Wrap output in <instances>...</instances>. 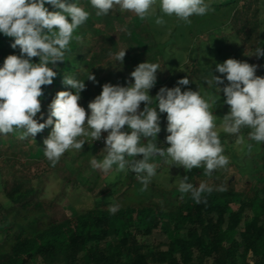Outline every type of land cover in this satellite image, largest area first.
Returning <instances> with one entry per match:
<instances>
[{
    "label": "trees",
    "instance_id": "trees-1",
    "mask_svg": "<svg viewBox=\"0 0 264 264\" xmlns=\"http://www.w3.org/2000/svg\"><path fill=\"white\" fill-rule=\"evenodd\" d=\"M208 2L210 10L206 15L196 17L188 29L189 34L200 35L215 29L220 21L216 16L230 14L229 24H233L238 35L233 39L235 43L231 40L228 45L217 43L213 48L208 47L214 49L210 51L214 52L215 63L228 58L238 60V52L244 45L251 53L255 47L264 46V20L258 18L264 0ZM79 3L90 16L74 33L81 41L73 39L70 50L65 53V61L57 62L53 69L57 72L53 83L42 86L43 95L39 99L44 118H47L48 104L56 93L70 90L62 83L65 75L85 79V89L80 93L78 104L85 108L86 114L88 103L99 95L103 84L127 86L133 82L130 73L145 61L161 66V71L156 74L157 82L149 90L151 96H155L162 86H176L172 72L163 60L160 45L154 39L148 16L141 19L118 6L107 15L97 16L90 0H79ZM45 6L53 10L51 6ZM211 35V32L207 33L208 39ZM12 42L11 37L0 35V64L8 55L19 54L18 47L11 48ZM196 47L194 44L188 55L192 67L197 60ZM125 48L126 54L120 65L115 54ZM254 57L258 65L256 75L264 76V58ZM32 59L33 62L38 60ZM241 61L251 64L245 57ZM215 63L209 70L203 69V78L199 81L205 90L214 89L208 83L211 75H220L215 72ZM89 72L95 81L86 79ZM143 107L142 102L141 109ZM165 116L161 114V132L157 135L161 147L168 146L165 143L168 134L164 130ZM50 131L51 126L45 127L35 137L24 140L19 139V133L15 131L0 134L3 148L19 146L26 149V161L17 163L20 165L18 176L0 187L5 200L4 205L0 204L3 224L0 228V264H238V259L240 264H264V143L258 144L255 184L246 183L242 189H237L232 183L213 182L208 184L213 191L204 195L206 202L195 203L188 194H181L179 187L165 189L150 185L149 195L135 173L130 170L117 172L115 166L111 170L112 176L102 179L91 166L87 150L94 146L101 151L96 159L102 160L104 147L96 146L90 137L78 138L86 141L81 151L76 150L70 156L65 152L52 166L43 150V142ZM248 132L249 129L241 132L239 139L241 136L248 139ZM106 135L102 133V137ZM220 139L225 149L232 147L238 137L223 133ZM167 161L154 156L150 162L158 165ZM40 162L46 165V171L31 174L30 167ZM48 174L58 179L60 192L69 188L74 193L79 191L87 195L89 206L71 216L61 213L56 199L42 198L39 184L33 183ZM190 182L199 185L195 178ZM221 186L226 190H218ZM113 203L120 205L115 214L109 211ZM157 231L165 235L166 241L145 244L138 240L139 235L148 237Z\"/></svg>",
    "mask_w": 264,
    "mask_h": 264
},
{
    "label": "clouds",
    "instance_id": "clouds-1",
    "mask_svg": "<svg viewBox=\"0 0 264 264\" xmlns=\"http://www.w3.org/2000/svg\"><path fill=\"white\" fill-rule=\"evenodd\" d=\"M157 3L162 13L155 21L158 25L165 23L164 16L191 24V17L204 16L210 10L208 0H90L97 16L107 15L118 6L141 19ZM89 16L90 12L79 0H0V35L12 38V49L19 48V54L8 55L0 64V134L15 131L24 140L51 126L43 150L55 166L69 149L81 151L86 141L78 138L97 141L106 133L105 155L102 160L93 157L91 166L105 173L114 166L117 172L130 170L144 189L156 175L157 165L150 162L154 156L170 160L172 166L186 171L203 167L205 174L211 175L229 164L221 131L236 135L243 143L239 134L247 128L249 140L264 143V76L256 75L258 65L234 58L215 63V72L220 75L212 74L208 81L215 88L212 95L202 94L198 87L195 91H182L181 86L190 83L186 75L177 80L176 86H162L151 96L149 90L155 86L161 66L147 61L139 63L130 73L133 82L127 86L103 84L99 95L88 103L87 114L78 104L85 79L65 75L62 83L70 90L56 93L44 118L39 99L43 95L42 86L53 83L57 76L53 69L57 62L65 61L73 39L81 41L74 33ZM126 49L115 54L120 65ZM253 55L264 58V46L255 47L250 56ZM34 57L37 62H33ZM86 79L95 81L90 72ZM221 103L228 106V111L218 125L214 109ZM161 114H166L167 147H161L157 139ZM41 119L43 122H38ZM247 147L251 150L252 145ZM178 190L201 203L206 202L204 195L213 188L205 182L195 185L185 176ZM218 190L226 189L221 186ZM119 210L118 203L109 206L112 214Z\"/></svg>",
    "mask_w": 264,
    "mask_h": 264
},
{
    "label": "rangeland",
    "instance_id": "rangeland-1",
    "mask_svg": "<svg viewBox=\"0 0 264 264\" xmlns=\"http://www.w3.org/2000/svg\"><path fill=\"white\" fill-rule=\"evenodd\" d=\"M162 15L159 11V4L154 5L153 9L150 11L148 16L149 23L151 25L154 39L159 43L160 49L162 51L163 60L166 62L169 72H172V78L175 82L178 79L183 78L187 75L190 83L187 86H181V90L191 89L193 91L197 90V87L201 90L202 94L212 95L215 90H209L201 84L199 80L203 78V69L209 70L213 63L216 62L214 57L213 45L220 43L228 45L229 41L236 37L237 33L234 31V27L229 24L230 14L216 16L220 21L218 27L215 29H208L202 34H189L188 29L194 24L196 17H191V24H186L184 22L178 21L175 17L164 16L165 23L162 25L156 24V19L158 16ZM259 19L264 20V2L259 7ZM204 21V20H203ZM229 24V25H228ZM202 27H206L204 24ZM199 28V27H198ZM203 29V28H202ZM211 32V37L208 39L207 33ZM182 33V35L180 34ZM238 36V35H237ZM243 38L242 36H239ZM200 40V41H199ZM175 43L174 46L171 44ZM228 43V44H227ZM197 45V60L193 67L190 65L189 52L193 45ZM242 44V43H240ZM212 47V48H208ZM212 50V51H210ZM252 53L249 51L248 46L244 45V49L238 52V60L241 61L243 57L251 64H256L257 61L254 56H250ZM191 69V70H190ZM191 71V72H190ZM227 83V81H225ZM220 87H223L221 85ZM221 100H223V94H221ZM228 111V106L222 103L216 109H214V115L217 116V124L219 125L222 116ZM166 128V123L164 124V129ZM247 129V128H245ZM242 129L241 132H244ZM248 130V129H247ZM250 131V129H249ZM224 132L221 131L220 134ZM243 143L239 140L235 141L232 147H227L224 149V154L229 158V164L224 168L216 169L211 175L205 174L203 167L197 169L193 168L190 171L184 170L182 167L172 166L171 161L168 160L165 163H159L156 169V175L151 178L150 185H155L158 187H163L168 189L170 187H179L181 179L185 176L189 178L197 179L198 184L205 182L211 184L213 182H220L223 185L232 183L237 189H242L246 183L255 184L257 177L255 172L257 171L254 166H256L259 150L258 144L251 141L244 136H241ZM251 144V150L248 149L247 145ZM35 151V150H34ZM76 150L69 149L66 153L72 155ZM0 187L7 181L18 176L17 169L20 168L19 164L26 161L25 154L26 149H22L19 146L11 147L6 149L2 147L0 140ZM88 157L93 159V157L99 156L101 151L91 146L87 150ZM16 164V165H15ZM19 165V166H18ZM46 165L42 162L30 167L31 174H40L46 171ZM100 177L103 179L105 177L109 178L112 176L111 170L107 173L97 169ZM40 182V183H39ZM34 185L39 184L40 195L45 200L56 199L57 206L61 213L68 216L74 215L80 208L89 206V198L85 194L78 192L74 193L69 188L60 192L58 179L51 174H48L46 178H38L33 181ZM149 186L146 192L150 195L151 191ZM4 198L0 193V204L4 205ZM0 221V228L2 226ZM138 240L141 243L150 244L155 241H166V237L161 232H153L150 236L145 237L142 235L138 236ZM211 262V259L209 260ZM238 264H240V259H238Z\"/></svg>",
    "mask_w": 264,
    "mask_h": 264
},
{
    "label": "built area",
    "instance_id": "built-area-1",
    "mask_svg": "<svg viewBox=\"0 0 264 264\" xmlns=\"http://www.w3.org/2000/svg\"><path fill=\"white\" fill-rule=\"evenodd\" d=\"M96 146H102L104 147V140L103 137H101L100 140L95 141Z\"/></svg>",
    "mask_w": 264,
    "mask_h": 264
}]
</instances>
